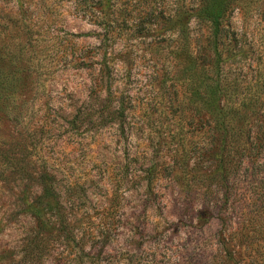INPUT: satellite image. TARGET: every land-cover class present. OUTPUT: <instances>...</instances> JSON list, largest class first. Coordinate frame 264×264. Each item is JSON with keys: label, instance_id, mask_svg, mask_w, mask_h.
I'll list each match as a JSON object with an SVG mask.
<instances>
[{"label": "rangeland", "instance_id": "1", "mask_svg": "<svg viewBox=\"0 0 264 264\" xmlns=\"http://www.w3.org/2000/svg\"><path fill=\"white\" fill-rule=\"evenodd\" d=\"M125 1L144 22L115 32L108 81L75 0H0V264H264V0H234L222 31L246 130L227 177L179 51V24L202 49L195 0Z\"/></svg>", "mask_w": 264, "mask_h": 264}, {"label": "trees", "instance_id": "2", "mask_svg": "<svg viewBox=\"0 0 264 264\" xmlns=\"http://www.w3.org/2000/svg\"><path fill=\"white\" fill-rule=\"evenodd\" d=\"M119 1L122 2L120 6ZM233 3L234 0L194 1L192 18L198 24L205 25L202 49L196 50L190 44L187 25L179 24L176 28L181 42L180 53L193 56L201 69L202 81L195 93L199 106L197 121L200 122V126H210L207 143L210 147L208 146L209 149L203 153L206 158L204 161L210 162L213 166L212 172L221 177H227L238 169L243 158L241 139L246 131L242 126L244 102L237 98H227L229 83L222 66V31L230 12L235 7ZM75 10L81 12L83 17L99 29L98 32H94L99 44L92 53L100 58L97 62L100 76H105L108 81H114V63L109 59L111 53L109 46L112 45L118 28L125 30L132 26V22L136 26L141 25L138 24L140 20L144 22L143 8L139 6L132 17V10L128 9L125 0H75ZM9 12L11 13L6 14V17L16 18L14 14H18L19 9L14 7ZM90 59L92 58L86 59L84 63L88 64ZM110 89L109 84V92ZM125 109V106L118 104L119 119L124 115ZM43 191H47V186Z\"/></svg>", "mask_w": 264, "mask_h": 264}]
</instances>
